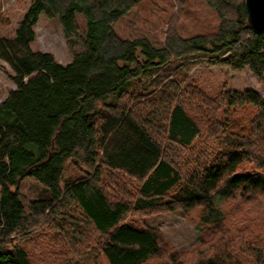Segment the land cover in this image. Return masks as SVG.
Returning a JSON list of instances; mask_svg holds the SVG:
<instances>
[{"label": "trees", "instance_id": "obj_1", "mask_svg": "<svg viewBox=\"0 0 264 264\" xmlns=\"http://www.w3.org/2000/svg\"><path fill=\"white\" fill-rule=\"evenodd\" d=\"M141 1L31 0L13 35L1 30L11 19L0 12V58L16 84L0 101V264H37L42 224L57 264H143L155 255L168 264H264V97L188 83L196 58L263 79L264 30L246 26L245 0H206L220 18L215 31L183 36L172 22L158 44L121 37L115 24ZM41 14L62 27L70 62L32 48ZM70 165L76 173L66 176ZM28 176L47 191L29 209L20 191ZM194 208L211 234L181 253L158 228L127 220ZM60 220L76 229L62 236L65 253ZM83 227L93 240L85 253Z\"/></svg>", "mask_w": 264, "mask_h": 264}, {"label": "rangeland", "instance_id": "obj_2", "mask_svg": "<svg viewBox=\"0 0 264 264\" xmlns=\"http://www.w3.org/2000/svg\"><path fill=\"white\" fill-rule=\"evenodd\" d=\"M30 2L31 0H0V12L9 15L11 19L9 25L1 26L4 34H14ZM171 23L176 25L181 35L190 36L217 30L220 18L206 0H185L182 3L178 0H142L115 24V29L121 37L143 36L158 44L165 40ZM35 30L37 36L31 44L33 49L51 52L61 63H68L72 60L73 50L65 38L62 27L55 19L41 14ZM191 64L193 67L188 74V83L203 89L208 94L215 95L223 87L236 90L249 88L264 97V78H259L249 68L235 70L226 65H211L208 61L200 63L197 58L192 60ZM12 72L7 62L0 58V101L4 100L8 92L16 87L10 77ZM71 172L76 173L72 165L67 168L66 176L70 175ZM80 172L78 171V174ZM105 179L108 182L110 177ZM118 180L121 185L127 187L128 178H119ZM20 191L26 208L29 206V201L47 194L44 185L32 176L22 180ZM220 208L231 214L230 216H234L227 205L220 206ZM198 213L200 214V211L197 208L190 211L177 209L143 219L141 214H132L128 216L127 220H133L132 224L138 228H143L145 223L158 228L171 244L172 249L181 253L196 248L203 238L210 237L211 226L201 224ZM260 214L261 212L255 214V217ZM261 216L264 220V212ZM57 226L58 228L55 229L61 231H56V236L63 240L60 250L65 253L67 249L62 248V244L65 242L62 236H72L76 229L70 227L69 222L64 220H60ZM47 230H49L48 227L42 224L38 228L37 237L34 238L40 243L32 245L33 251L30 253L35 257L37 264H57L60 262L58 256H50V250L44 247ZM85 230L88 229L83 227L82 231H84L85 236L80 239L83 253L92 248L87 244L93 241ZM166 259L155 255L143 264H168ZM98 264H108V262L102 257L98 260Z\"/></svg>", "mask_w": 264, "mask_h": 264}, {"label": "water", "instance_id": "obj_3", "mask_svg": "<svg viewBox=\"0 0 264 264\" xmlns=\"http://www.w3.org/2000/svg\"><path fill=\"white\" fill-rule=\"evenodd\" d=\"M247 9L246 26L253 32L264 30V0H245Z\"/></svg>", "mask_w": 264, "mask_h": 264}]
</instances>
